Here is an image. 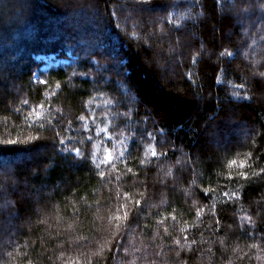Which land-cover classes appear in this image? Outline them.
Returning a JSON list of instances; mask_svg holds the SVG:
<instances>
[{
  "label": "trees",
  "instance_id": "obj_1",
  "mask_svg": "<svg viewBox=\"0 0 264 264\" xmlns=\"http://www.w3.org/2000/svg\"><path fill=\"white\" fill-rule=\"evenodd\" d=\"M262 73L264 0H0V264H264Z\"/></svg>",
  "mask_w": 264,
  "mask_h": 264
},
{
  "label": "rangeland",
  "instance_id": "obj_2",
  "mask_svg": "<svg viewBox=\"0 0 264 264\" xmlns=\"http://www.w3.org/2000/svg\"><path fill=\"white\" fill-rule=\"evenodd\" d=\"M3 4L4 3H2L1 5H3ZM37 60L43 63L42 70L44 72L48 71L52 66L56 67L60 63H66L69 61L68 58H60L56 55H49V56L38 55ZM117 68H120L119 65L117 66ZM240 128L233 130V132L236 131V135L243 137L245 135V131H244L243 127L241 129ZM41 154H42V152H41ZM2 190H4V189H2Z\"/></svg>",
  "mask_w": 264,
  "mask_h": 264
},
{
  "label": "snow or ice",
  "instance_id": "obj_3",
  "mask_svg": "<svg viewBox=\"0 0 264 264\" xmlns=\"http://www.w3.org/2000/svg\"><path fill=\"white\" fill-rule=\"evenodd\" d=\"M228 55H231V53H228ZM261 75H264V73H262ZM42 83H44L43 81H42ZM25 103H27V101H25ZM148 135L150 136L151 135V133H148ZM109 139H110V137H109ZM74 152H75V154L77 155V156H79L80 155V149H74ZM153 155L155 156L156 155V153L155 152H153ZM112 160V157H111V155H108L107 156V158H106V161L105 162H110ZM231 163L234 165L235 163H236V161H231ZM129 171H131V169H129ZM261 172H264V169H261ZM241 175L242 176H245V174L244 173H241ZM245 178H247L246 176H245ZM227 195V194H226ZM233 195H235V194H233ZM137 203H139V202H137ZM247 219H249V220H251V217L249 216V217H247Z\"/></svg>",
  "mask_w": 264,
  "mask_h": 264
}]
</instances>
